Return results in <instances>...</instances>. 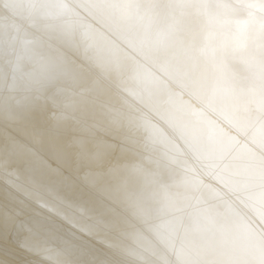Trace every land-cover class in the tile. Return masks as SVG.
Wrapping results in <instances>:
<instances>
[{
  "label": "bare ground",
  "instance_id": "obj_1",
  "mask_svg": "<svg viewBox=\"0 0 264 264\" xmlns=\"http://www.w3.org/2000/svg\"><path fill=\"white\" fill-rule=\"evenodd\" d=\"M0 0V264H264V0Z\"/></svg>",
  "mask_w": 264,
  "mask_h": 264
},
{
  "label": "clouds",
  "instance_id": "obj_2",
  "mask_svg": "<svg viewBox=\"0 0 264 264\" xmlns=\"http://www.w3.org/2000/svg\"><path fill=\"white\" fill-rule=\"evenodd\" d=\"M217 7L220 9V14L221 15H229L231 12L230 5L227 3L223 2V0H218ZM261 16H264V12L261 13ZM259 26L261 28H264V20H261L259 22Z\"/></svg>",
  "mask_w": 264,
  "mask_h": 264
}]
</instances>
